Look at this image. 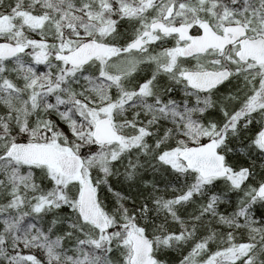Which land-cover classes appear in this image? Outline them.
<instances>
[{
  "label": "snow or ice",
  "instance_id": "snow-or-ice-1",
  "mask_svg": "<svg viewBox=\"0 0 264 264\" xmlns=\"http://www.w3.org/2000/svg\"><path fill=\"white\" fill-rule=\"evenodd\" d=\"M0 264H264V0H0Z\"/></svg>",
  "mask_w": 264,
  "mask_h": 264
}]
</instances>
